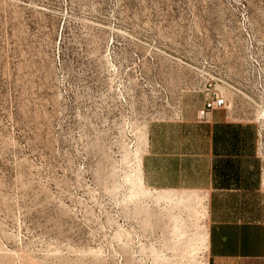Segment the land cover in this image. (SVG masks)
I'll return each mask as SVG.
<instances>
[{
  "label": "rangeland",
  "instance_id": "rangeland-1",
  "mask_svg": "<svg viewBox=\"0 0 264 264\" xmlns=\"http://www.w3.org/2000/svg\"><path fill=\"white\" fill-rule=\"evenodd\" d=\"M217 95L264 187V0H0V264H208L197 196L141 167Z\"/></svg>",
  "mask_w": 264,
  "mask_h": 264
},
{
  "label": "crops",
  "instance_id": "crops-1",
  "mask_svg": "<svg viewBox=\"0 0 264 264\" xmlns=\"http://www.w3.org/2000/svg\"><path fill=\"white\" fill-rule=\"evenodd\" d=\"M254 123L207 120L150 126L142 178L160 191L197 196L205 219L208 264H264L263 161Z\"/></svg>",
  "mask_w": 264,
  "mask_h": 264
},
{
  "label": "built area",
  "instance_id": "built-area-1",
  "mask_svg": "<svg viewBox=\"0 0 264 264\" xmlns=\"http://www.w3.org/2000/svg\"><path fill=\"white\" fill-rule=\"evenodd\" d=\"M226 106V101L223 97L211 96L206 99L204 106L199 111V119L200 120H207L216 109H220Z\"/></svg>",
  "mask_w": 264,
  "mask_h": 264
}]
</instances>
